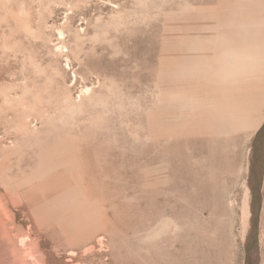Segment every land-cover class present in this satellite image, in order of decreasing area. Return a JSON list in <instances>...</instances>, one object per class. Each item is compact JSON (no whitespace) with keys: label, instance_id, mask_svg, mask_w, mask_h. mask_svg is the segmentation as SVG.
<instances>
[{"label":"rangeland","instance_id":"1","mask_svg":"<svg viewBox=\"0 0 264 264\" xmlns=\"http://www.w3.org/2000/svg\"><path fill=\"white\" fill-rule=\"evenodd\" d=\"M263 124L264 0H0V264H245Z\"/></svg>","mask_w":264,"mask_h":264},{"label":"water","instance_id":"2","mask_svg":"<svg viewBox=\"0 0 264 264\" xmlns=\"http://www.w3.org/2000/svg\"><path fill=\"white\" fill-rule=\"evenodd\" d=\"M250 153L248 186L251 194V204L249 206V231L246 237L247 239L245 245V264H258L256 255L258 243L259 210L261 202L260 187L264 170V124L254 138Z\"/></svg>","mask_w":264,"mask_h":264},{"label":"bare ground","instance_id":"3","mask_svg":"<svg viewBox=\"0 0 264 264\" xmlns=\"http://www.w3.org/2000/svg\"><path fill=\"white\" fill-rule=\"evenodd\" d=\"M260 130H261V129H260ZM260 130H259V131H260ZM250 155H251V153H250ZM250 155H249V156H250ZM259 202H260V200H259Z\"/></svg>","mask_w":264,"mask_h":264}]
</instances>
